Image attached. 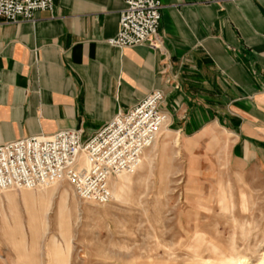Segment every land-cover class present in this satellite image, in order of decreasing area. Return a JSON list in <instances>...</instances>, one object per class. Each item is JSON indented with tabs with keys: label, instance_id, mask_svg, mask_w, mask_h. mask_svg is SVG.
<instances>
[{
	"label": "crops",
	"instance_id": "crops-1",
	"mask_svg": "<svg viewBox=\"0 0 264 264\" xmlns=\"http://www.w3.org/2000/svg\"><path fill=\"white\" fill-rule=\"evenodd\" d=\"M160 4L153 50L108 43L122 0L0 18V144L65 128L85 140L157 89L186 164L224 156L226 172L264 182V0Z\"/></svg>",
	"mask_w": 264,
	"mask_h": 264
},
{
	"label": "rangeland",
	"instance_id": "rangeland-1",
	"mask_svg": "<svg viewBox=\"0 0 264 264\" xmlns=\"http://www.w3.org/2000/svg\"><path fill=\"white\" fill-rule=\"evenodd\" d=\"M140 160L127 186L114 189L110 178L105 204L59 181L44 221L30 219L18 195L12 216L0 190V264H264V182L226 172L224 156L193 170L163 125Z\"/></svg>",
	"mask_w": 264,
	"mask_h": 264
},
{
	"label": "built area",
	"instance_id": "built-area-1",
	"mask_svg": "<svg viewBox=\"0 0 264 264\" xmlns=\"http://www.w3.org/2000/svg\"><path fill=\"white\" fill-rule=\"evenodd\" d=\"M118 30L108 43L121 48L144 44L158 49L160 0H122ZM52 0H0L4 22L31 20L37 10H49ZM162 94L146 93L127 111L116 113L87 139L80 131L59 129L33 134L0 144V190L33 189L66 181L76 197L97 205L110 201L109 177L134 172L139 158L165 121L159 109ZM83 155L87 165H79Z\"/></svg>",
	"mask_w": 264,
	"mask_h": 264
},
{
	"label": "bare ground",
	"instance_id": "bare-ground-1",
	"mask_svg": "<svg viewBox=\"0 0 264 264\" xmlns=\"http://www.w3.org/2000/svg\"><path fill=\"white\" fill-rule=\"evenodd\" d=\"M162 124L160 125L158 130L161 128ZM158 130L155 133L154 140L146 149H148L153 144V142L155 141V139L157 137ZM146 149L143 150L140 158L142 157V155L146 151ZM140 158H139L138 164L142 163ZM78 163H79V165H81L83 167H85L87 165L86 160L83 157V155L78 156ZM138 167H140V166H138ZM132 173L133 172H131V173H126V172L117 173L116 176L114 177V180H115L113 183L114 189H117V188L121 189L122 186H127L128 185L127 183L131 179ZM110 178L111 177H109L107 180V186H108V190L110 192V200H112L113 194L109 188ZM58 188H60L59 181L53 182V183L48 184L46 186L36 187L33 189H25V188L17 189L18 193L13 192L14 189H3L2 190V194H3L2 196L9 203L8 207L10 208V214L12 216L15 215V211L13 209V206H14L13 201L15 200V197L18 195L20 197V199L24 202L23 204L25 206V210L27 211L30 219H33V218H36L37 216H40L43 219L41 221H44V217L48 213L52 197ZM123 192H121V193H123ZM67 202H68L67 201V191H66V189H62L61 192L59 193V196H58V212H57L58 214L57 215L65 223H66L68 213H69V206H68ZM41 224H42V222H41ZM32 230L34 232H36L35 228H32ZM52 245H53L54 250H55L54 255L58 256V253H59L58 246H56V243H54V242L52 243ZM229 264H232V263L229 262Z\"/></svg>",
	"mask_w": 264,
	"mask_h": 264
}]
</instances>
